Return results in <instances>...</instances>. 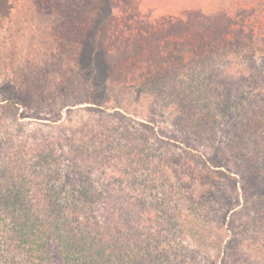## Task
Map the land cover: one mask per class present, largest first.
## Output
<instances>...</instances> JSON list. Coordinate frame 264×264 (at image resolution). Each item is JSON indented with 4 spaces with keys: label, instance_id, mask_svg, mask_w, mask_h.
Segmentation results:
<instances>
[{
    "label": "trees",
    "instance_id": "1",
    "mask_svg": "<svg viewBox=\"0 0 264 264\" xmlns=\"http://www.w3.org/2000/svg\"><path fill=\"white\" fill-rule=\"evenodd\" d=\"M77 1L73 16L88 12ZM239 1L144 36L166 48L149 46L142 71L117 80L139 86L144 121L87 107L57 138L18 122L23 100L6 103L18 125L0 143V264H56L52 247L63 264H264V4L258 13ZM55 13L52 25L69 23ZM66 44L70 69L79 48ZM225 124L220 162L206 153ZM213 182L232 193L210 196Z\"/></svg>",
    "mask_w": 264,
    "mask_h": 264
},
{
    "label": "rangeland",
    "instance_id": "2",
    "mask_svg": "<svg viewBox=\"0 0 264 264\" xmlns=\"http://www.w3.org/2000/svg\"><path fill=\"white\" fill-rule=\"evenodd\" d=\"M86 1L87 5L92 4L88 12L98 14L97 20L85 21L87 11L73 16L72 6L78 4L77 0H0V143L10 130L14 132L18 122L58 138L67 128L87 119V113L80 112L87 107L105 106L110 113L118 110L131 118L142 115L137 120L144 121L148 102L144 105V94L139 103L135 102L139 86L120 85L117 81L129 72L135 75L137 70L142 71L149 46L162 43V50L166 48L163 36L156 39L154 34V38L149 36L145 40L144 36L151 32L167 33L164 29L170 28L173 20L191 11L209 13L222 0ZM239 4L259 13L264 0H240ZM53 9L65 15L69 23L61 27L52 25L53 21L57 22L56 16H49L57 14ZM83 13L84 17H78ZM260 14L264 22V11ZM68 41L79 48L70 69L62 68L61 62V52L68 50ZM256 65L264 66V54L257 56ZM68 70L71 72L59 87V75ZM139 74L143 78V73ZM54 85L55 90L50 91ZM16 99L25 103L18 122L13 116L14 110L5 108L8 101ZM155 118L163 132L173 129L159 113ZM57 119L60 120L53 121ZM226 125L217 145L206 153L220 162H223L221 150ZM202 151L205 154L206 150ZM177 153L176 159L185 165L186 158L179 159L181 155ZM201 166L199 162L194 164L195 168ZM207 175L210 178L211 174ZM222 183L208 184L206 192L222 200L225 192L232 193ZM257 190L264 193V184ZM51 252L56 264H63L58 251L52 247Z\"/></svg>",
    "mask_w": 264,
    "mask_h": 264
}]
</instances>
